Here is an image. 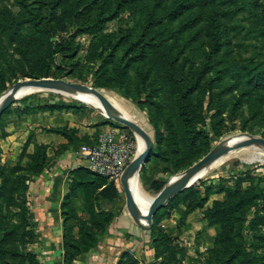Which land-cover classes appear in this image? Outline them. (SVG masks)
<instances>
[{"label": "trees", "instance_id": "16d2710c", "mask_svg": "<svg viewBox=\"0 0 264 264\" xmlns=\"http://www.w3.org/2000/svg\"><path fill=\"white\" fill-rule=\"evenodd\" d=\"M124 13L136 17L138 25L104 34L108 23ZM82 34L101 39L100 51L94 45L91 57L102 68L106 67L103 71L109 66L117 68L115 84H101L105 88L123 87L132 66L138 62L147 65L166 99L170 140L176 143L179 154L184 147L196 146V121L188 106L202 80L218 111L229 108L230 114L243 117L241 109L245 106V122L263 129L264 137V63L238 60L235 56L249 39L264 37V7L258 0H0V92L20 79L59 78L64 61H68L67 74L73 73L80 51L75 40ZM56 57H60V64L55 63ZM187 61L197 64L191 69L190 80L184 79L181 72ZM73 108L57 103L33 106L24 100L2 113L0 138L6 136L8 116L21 117L45 110L74 111ZM151 116L150 111V122L155 127ZM45 131L64 137L68 146L92 143L88 138L78 139L75 129ZM161 144L162 140L157 139L148 162L160 157ZM27 147L28 142L14 166L1 164L0 158V264H39L36 255L27 249L37 238L30 221L27 182L43 172L47 156L43 145L36 144L31 154L26 153ZM166 153L176 169L179 158L171 156L172 150ZM145 169L142 167L141 172ZM161 188L156 179L150 182L149 189L154 193ZM224 192L223 202L213 201L211 208L205 210L208 225H224L229 214L242 210L249 197ZM118 193L115 181L83 168L72 172L62 202L63 264H72L98 245L113 214L101 210L97 203H111ZM210 195L209 189L204 194L187 189L155 214L149 234L154 256L161 264H168L177 252L174 237L159 226L162 220L179 206L185 208L180 216L185 220L194 210L202 209ZM79 201L81 209L76 206ZM228 237L222 231L216 234L205 264H235L238 251L231 252ZM117 264H137V260L124 253Z\"/></svg>", "mask_w": 264, "mask_h": 264}, {"label": "rangeland", "instance_id": "374dc122", "mask_svg": "<svg viewBox=\"0 0 264 264\" xmlns=\"http://www.w3.org/2000/svg\"><path fill=\"white\" fill-rule=\"evenodd\" d=\"M258 3L264 7V0H258ZM137 21L139 22L136 17L124 13L121 17L108 23L104 34L115 33L118 29L134 28L138 25ZM75 41L80 48L75 71L67 74L68 61L62 62L60 57H56L55 63L60 64L62 62L61 65L64 71L59 78H49L86 85L102 93L106 103L115 115H122L142 127L153 142L152 150L156 149V140H162L159 148L160 157L147 162L143 166L146 169L136 179L135 186L132 185L134 196L137 202L143 206V209H148L151 200L156 195L153 190L149 189L150 182L153 179L160 182L163 188L173 176L185 172L219 144L227 146L248 136L264 139L262 137L263 129L252 125L249 121L245 122L248 117L245 116L247 115L245 106H242L241 109L243 117L238 116V113L237 115L230 114L229 108L223 112L218 111L213 106L214 103L210 102L211 99L205 89L206 84L202 80L200 88L194 93L193 97L191 95V102L188 106L191 107L195 116L196 146L190 149L184 147L179 154L176 143L170 140V131L167 124L169 113L166 99L160 90V83L154 80L153 73L148 72L147 65L138 62L132 66L127 71L123 87L105 88L101 84L106 86L115 84L113 80L116 76L115 69L117 68L109 66L106 71H103L106 67L102 68L96 59L91 57L93 46H97L99 50L101 39L98 40L96 36L82 34ZM235 53L238 60L264 63V37L262 39H249ZM183 59L185 60L184 56ZM196 67V63L187 61L184 69L181 70L182 77L190 80L191 69ZM192 72L194 73V70ZM23 80L29 79H20L18 81ZM13 84L5 86L4 90L0 92V98ZM24 100H28L29 104L33 106L44 103L74 106L73 112L75 114H87V116L92 117L91 119L99 121V126L117 125L134 137L131 131L122 128L117 123L106 118L104 113L98 111L95 103L97 99L89 95L59 90L27 89L22 94V99L16 100L11 105L12 108ZM212 100L215 99L213 98ZM150 111L153 113L151 117L155 127H152L150 122ZM98 135L96 134L97 137ZM137 140L136 138L138 146ZM170 150H172L171 156L175 160L177 157L179 158L176 169L174 161L171 158L169 159L166 153ZM1 164L3 163L1 162ZM115 183L119 193L117 198L111 201V207L124 208L125 198L122 186L119 181ZM187 189H197L201 194H204L205 190L209 189L212 195H210L201 211L197 213L192 221L193 225L190 226L188 231L183 228L187 225L185 220L180 218L179 213L175 214L173 211L160 223L159 226L162 230L172 238L174 237V245L177 250L174 259H171L168 264H205L208 251L213 248L214 238L220 231L225 233L226 236L229 235L226 240L228 241V246H231V252L233 250L238 251L235 264H264V150L255 145H248L232 151L224 159L206 168L203 177L196 180ZM224 190L237 192L238 195L236 196L249 195V197L245 199V205L242 210L229 214V218L224 225H208L205 220V210L211 208L213 201L223 202L225 200ZM103 203L104 201L100 200L97 204L101 207ZM76 206L81 209V201L77 202ZM13 217L14 215H12ZM14 219L16 220V218ZM200 222L205 227L202 226L200 229ZM200 245L201 247L197 248ZM202 245L209 246L205 248ZM27 249L36 255L37 262L40 264L38 256L31 246ZM163 256L165 261L169 260L166 259L167 255L165 256L164 254ZM135 259L137 264H161L160 259L155 258L154 251L151 257L144 259L137 257Z\"/></svg>", "mask_w": 264, "mask_h": 264}, {"label": "crops", "instance_id": "0c3cea01", "mask_svg": "<svg viewBox=\"0 0 264 264\" xmlns=\"http://www.w3.org/2000/svg\"><path fill=\"white\" fill-rule=\"evenodd\" d=\"M21 99L22 93L17 100ZM91 118L87 114H75L73 111L45 110L21 117L11 115L5 119L6 136L0 138V157L3 164L14 166L26 142L27 154L33 153L36 144L46 147V168L27 182L30 221L37 234L31 248L37 254L40 264H63L62 202L68 193L72 172L80 168L87 169L86 161L79 155V148L83 143L68 146L64 137L47 133L45 129H75L78 139L88 138L93 143L96 134L108 132L112 126H99V121ZM111 206V203L104 202L100 207L101 210L113 214L106 234L95 248L79 256L72 264H117L124 253L142 259L153 256L149 230L137 227L125 208ZM184 210L183 206H179L173 212L181 216ZM200 211L201 209H196L187 215V225L183 227L185 231L190 229L192 221ZM199 224L201 229L203 223ZM200 247L201 245L197 248Z\"/></svg>", "mask_w": 264, "mask_h": 264}, {"label": "water", "instance_id": "95a60500", "mask_svg": "<svg viewBox=\"0 0 264 264\" xmlns=\"http://www.w3.org/2000/svg\"><path fill=\"white\" fill-rule=\"evenodd\" d=\"M27 86L36 87L41 90L60 88L73 93H87L94 95L99 100L104 116L106 118L117 123L122 128L131 131L135 139L136 134H139L143 137L145 142L144 150L140 154L134 156L119 179V183L122 186V191L125 198L124 208L128 212L133 223L140 229H149L155 214L159 210L165 208L170 200L189 188L192 184L191 178L193 177V175L209 163L225 156L229 152L234 151L242 146L255 145L264 150V139L253 136H249V138L235 142L229 146H222L221 144H219L218 146L210 150L200 160L190 166L179 176L178 179L171 182L168 181L167 184L154 196L149 204L148 210L144 213L136 206L129 186V180L134 175L139 178L141 168L148 162L153 147L152 140L142 129V127H140L135 121L120 118L115 115L106 103L103 96L96 89L82 84L66 82L60 79L54 80L51 78L23 80L11 85L0 98V117L2 113L11 105H13V103L17 100L15 98V94L18 93L22 88Z\"/></svg>", "mask_w": 264, "mask_h": 264}, {"label": "built area", "instance_id": "2783aa9c", "mask_svg": "<svg viewBox=\"0 0 264 264\" xmlns=\"http://www.w3.org/2000/svg\"><path fill=\"white\" fill-rule=\"evenodd\" d=\"M135 153L136 139L117 125L98 135L93 143L79 148V155L86 161L90 173L115 182Z\"/></svg>", "mask_w": 264, "mask_h": 264}, {"label": "bare ground", "instance_id": "6f19581e", "mask_svg": "<svg viewBox=\"0 0 264 264\" xmlns=\"http://www.w3.org/2000/svg\"><path fill=\"white\" fill-rule=\"evenodd\" d=\"M27 89H38V88H36V87H31V86H30V87H29V86L24 87V88H22L18 93L15 94V98L18 99V97L20 96V94H21V93L23 94ZM49 90L66 91V90H63V89H60V88H53V89H49ZM81 94H85V93H81ZM100 94L102 95V93H100ZM66 95H67V94H66ZM86 95H89V96L94 97L95 99H97L94 95L87 94V93H86ZM102 96H103V95H102ZM72 97H74V96H72ZM103 98L105 99L104 96H103ZM105 100H106V99H105ZM95 103H96V105H97V109H98V111H100V112L103 113V110H102L101 104H100V102H99L98 99H97V101H96ZM117 116L120 117V118L127 119L126 117H124V116H122V115H117ZM136 138L138 139V140H137V142H138V146H137V144H136V153H135V155L140 154V153L144 150V147H145V142H144L143 137H142L141 135H139V134H136ZM247 138H249V136H248ZM247 138H245V139H247ZM245 139H240V140H238V141L245 140ZM238 141H235V142H238ZM235 142H233V143H235ZM233 143H231V144H233ZM231 144H229V145H231ZM229 145H227V146H229ZM242 147H245V146H242ZM242 147H240V148H242ZM137 151H138V153H137ZM231 152H232V151H231ZM231 152H229V153L226 154L225 156H223V157H221V158H219V159H217V160H215V161L209 163L208 165H206L205 167H203L202 169H200L199 171H197V172L193 175V177L191 178V180H192L191 183H194L196 180H199L200 178H202L203 175H204V170H205L206 168L211 167L212 165H214V164L217 163L218 161L224 159V158L227 157ZM180 175H181V174L176 175V176H173V177L169 180V182H171V181H175L176 179L179 178ZM136 179H137V177H136V175H134V176L129 180L130 191H131V193H132V195H133L134 201H135L136 206L138 207V209H141L142 212L145 213L148 209H143V208H142L143 206H141V205L137 202L136 197L134 196V193H133L132 185L135 186V184H136ZM191 183H190V184H191ZM191 185H192V184H191Z\"/></svg>", "mask_w": 264, "mask_h": 264}]
</instances>
